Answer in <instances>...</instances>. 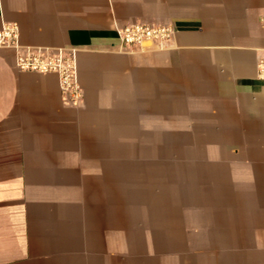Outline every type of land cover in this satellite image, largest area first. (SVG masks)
Here are the masks:
<instances>
[{"label": "crops", "instance_id": "0c3cea01", "mask_svg": "<svg viewBox=\"0 0 264 264\" xmlns=\"http://www.w3.org/2000/svg\"><path fill=\"white\" fill-rule=\"evenodd\" d=\"M171 25L164 50L118 30ZM75 49L84 99L0 48V264H264V0H0Z\"/></svg>", "mask_w": 264, "mask_h": 264}, {"label": "built area", "instance_id": "2783aa9c", "mask_svg": "<svg viewBox=\"0 0 264 264\" xmlns=\"http://www.w3.org/2000/svg\"><path fill=\"white\" fill-rule=\"evenodd\" d=\"M122 50L134 53L143 50H164L175 37L171 25L132 23L118 30ZM0 48L17 51V67L24 72L55 74L59 77L62 98L68 106H80L84 94L79 82L75 49H51L23 47L19 28L8 24L0 30ZM258 77L264 81V52L258 59Z\"/></svg>", "mask_w": 264, "mask_h": 264}]
</instances>
